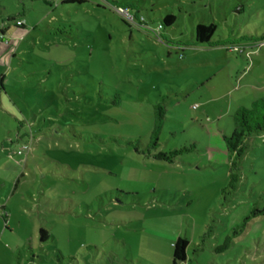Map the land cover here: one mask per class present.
Returning <instances> with one entry per match:
<instances>
[{"label":"rangeland","instance_id":"rangeland-1","mask_svg":"<svg viewBox=\"0 0 264 264\" xmlns=\"http://www.w3.org/2000/svg\"><path fill=\"white\" fill-rule=\"evenodd\" d=\"M64 1L0 0V264H172L179 237L181 264H264V132L222 195L223 137L264 97V0ZM162 98L172 165L137 151Z\"/></svg>","mask_w":264,"mask_h":264},{"label":"trees","instance_id":"trees-1","mask_svg":"<svg viewBox=\"0 0 264 264\" xmlns=\"http://www.w3.org/2000/svg\"><path fill=\"white\" fill-rule=\"evenodd\" d=\"M90 0H65L63 4L67 5H83ZM121 9V7H118ZM123 8V7H122ZM126 9L133 8L131 5H126ZM127 11L128 10H123ZM133 19V18H132ZM131 19V20H132ZM178 20V17L174 14H168L163 22L166 27H172ZM162 28V26H160ZM217 32V25L211 24H199L196 27V34L194 43L213 45L212 39ZM0 34L5 35V29H0ZM211 47V46H210ZM182 57V55H181ZM164 98L161 102L153 106V128L150 135V143L144 150H137L138 153L144 155L147 158H151L158 162H165L168 164H175L177 159L189 152L186 148L174 150L171 152H158L160 135L163 130L164 123L166 121V106L163 104ZM233 120V132L230 136H224L223 141L226 146V150L231 157L229 181L227 186L222 190V195H227L238 190V186L243 178L242 162L245 159L248 151L247 142L252 136L261 134L264 132V97L254 100L250 107H239L232 116ZM128 146L133 145L132 142L126 143ZM192 146L190 149H194ZM260 212L252 211L251 215L247 217L243 224L242 229L246 228L248 222L258 216ZM41 234H45L44 231ZM205 236V235H204ZM189 242L186 238L179 237L172 245L173 249V261L172 264H181L187 261V249Z\"/></svg>","mask_w":264,"mask_h":264},{"label":"built area","instance_id":"built-area-1","mask_svg":"<svg viewBox=\"0 0 264 264\" xmlns=\"http://www.w3.org/2000/svg\"><path fill=\"white\" fill-rule=\"evenodd\" d=\"M123 13H125L126 16L128 15L127 11H123ZM16 25L19 26V27H24L25 26V21H21V20L17 21ZM30 151H31V145L28 143V144H24L22 150L18 151V154L22 155L24 152H30Z\"/></svg>","mask_w":264,"mask_h":264},{"label":"crops","instance_id":"crops-1","mask_svg":"<svg viewBox=\"0 0 264 264\" xmlns=\"http://www.w3.org/2000/svg\"><path fill=\"white\" fill-rule=\"evenodd\" d=\"M226 136V135H225Z\"/></svg>","mask_w":264,"mask_h":264}]
</instances>
